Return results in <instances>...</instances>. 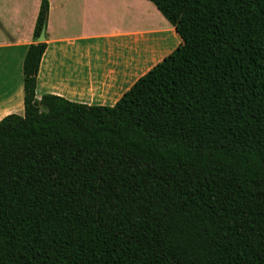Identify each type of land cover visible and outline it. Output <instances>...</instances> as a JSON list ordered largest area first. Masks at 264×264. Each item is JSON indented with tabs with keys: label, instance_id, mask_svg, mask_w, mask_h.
<instances>
[{
	"label": "trees",
	"instance_id": "16d2710c",
	"mask_svg": "<svg viewBox=\"0 0 264 264\" xmlns=\"http://www.w3.org/2000/svg\"><path fill=\"white\" fill-rule=\"evenodd\" d=\"M182 44L114 106L36 97L50 4L0 121V264H264V0H150Z\"/></svg>",
	"mask_w": 264,
	"mask_h": 264
},
{
	"label": "crops",
	"instance_id": "0c3cea01",
	"mask_svg": "<svg viewBox=\"0 0 264 264\" xmlns=\"http://www.w3.org/2000/svg\"><path fill=\"white\" fill-rule=\"evenodd\" d=\"M42 0H0V121L24 115V61ZM36 97L114 106L181 44L150 0H48Z\"/></svg>",
	"mask_w": 264,
	"mask_h": 264
},
{
	"label": "water",
	"instance_id": "95a60500",
	"mask_svg": "<svg viewBox=\"0 0 264 264\" xmlns=\"http://www.w3.org/2000/svg\"><path fill=\"white\" fill-rule=\"evenodd\" d=\"M46 29H47V25H44L42 30H41L40 36L37 39V42H45V40H46Z\"/></svg>",
	"mask_w": 264,
	"mask_h": 264
}]
</instances>
